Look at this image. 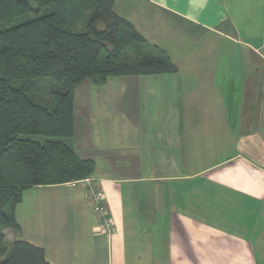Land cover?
Instances as JSON below:
<instances>
[{
  "label": "crops",
  "instance_id": "crops-1",
  "mask_svg": "<svg viewBox=\"0 0 264 264\" xmlns=\"http://www.w3.org/2000/svg\"><path fill=\"white\" fill-rule=\"evenodd\" d=\"M178 68L82 82L71 142L87 182L38 186L15 209L49 264H264V0H115Z\"/></svg>",
  "mask_w": 264,
  "mask_h": 264
},
{
  "label": "trees",
  "instance_id": "trees-1",
  "mask_svg": "<svg viewBox=\"0 0 264 264\" xmlns=\"http://www.w3.org/2000/svg\"><path fill=\"white\" fill-rule=\"evenodd\" d=\"M115 0H0V264H49L43 249L7 228L24 191L78 183L95 164L82 159L76 135V88L90 80L174 74L167 54L116 15ZM33 14L35 19L2 29ZM7 256V257H6Z\"/></svg>",
  "mask_w": 264,
  "mask_h": 264
},
{
  "label": "built area",
  "instance_id": "built-area-1",
  "mask_svg": "<svg viewBox=\"0 0 264 264\" xmlns=\"http://www.w3.org/2000/svg\"><path fill=\"white\" fill-rule=\"evenodd\" d=\"M86 182L88 196L94 206L95 212L101 219V229L104 233L111 235L114 233L115 224L113 219L110 217L108 208L106 207L104 193L100 188L92 185L89 180H86Z\"/></svg>",
  "mask_w": 264,
  "mask_h": 264
},
{
  "label": "rangeland",
  "instance_id": "rangeland-1",
  "mask_svg": "<svg viewBox=\"0 0 264 264\" xmlns=\"http://www.w3.org/2000/svg\"><path fill=\"white\" fill-rule=\"evenodd\" d=\"M35 19V16L33 14H28L27 16H24L22 18H19V19H16L14 20L12 23H9V24H5L2 26V29H8V28H11V27H14V26H17V25H20L22 23H25V22H28V21H32ZM12 228H7L5 231L8 232V235H9V242H11V237H10V233L11 232ZM12 245L10 244H7V256L8 254L10 253L11 251V247ZM6 256V257H7ZM3 259H0V262L2 261Z\"/></svg>",
  "mask_w": 264,
  "mask_h": 264
}]
</instances>
